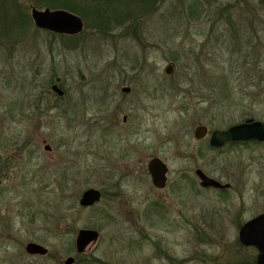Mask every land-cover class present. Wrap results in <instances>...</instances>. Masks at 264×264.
<instances>
[{
	"label": "rangeland",
	"instance_id": "rangeland-1",
	"mask_svg": "<svg viewBox=\"0 0 264 264\" xmlns=\"http://www.w3.org/2000/svg\"><path fill=\"white\" fill-rule=\"evenodd\" d=\"M92 1L18 0L0 24V264L253 261L239 230L264 213V142L205 150L194 132L264 121V0ZM32 7L77 11L84 29L39 30ZM198 168L231 187H202ZM89 188L102 198L85 208ZM86 228L100 236L78 254Z\"/></svg>",
	"mask_w": 264,
	"mask_h": 264
},
{
	"label": "water",
	"instance_id": "water-1",
	"mask_svg": "<svg viewBox=\"0 0 264 264\" xmlns=\"http://www.w3.org/2000/svg\"><path fill=\"white\" fill-rule=\"evenodd\" d=\"M32 18L38 28L47 29L55 33H66L74 35L83 30L82 19L67 10H39L32 9ZM170 73V70H167ZM52 89L58 95H64V91L55 84ZM124 92H129L130 88H123ZM207 133V127L198 126L195 131L197 139L203 138ZM256 140L258 142L264 141V121L254 120L252 118L246 121L233 125L225 130H214L210 137V145L212 147L221 148L229 142L250 141ZM46 150L50 146L46 145ZM148 171L151 175L152 183L155 187L163 189L167 185L169 167L159 157L152 158L148 163ZM196 175L201 181L203 187H228L229 184H222L218 180L209 177L201 169L196 170ZM1 183V181H0ZM102 193L99 189L89 188L83 192L80 205L83 207H90L100 201ZM240 240L244 245L254 246L258 249L259 255L257 264H264V213L257 215L251 220L247 221L240 229ZM100 233L95 229H81L76 237V248L78 253H83L87 247L99 239ZM25 250L30 255H46L48 249L39 243H27ZM74 257H68L65 264H73Z\"/></svg>",
	"mask_w": 264,
	"mask_h": 264
},
{
	"label": "flooded vegetation",
	"instance_id": "flooded-vegetation-1",
	"mask_svg": "<svg viewBox=\"0 0 264 264\" xmlns=\"http://www.w3.org/2000/svg\"><path fill=\"white\" fill-rule=\"evenodd\" d=\"M174 64V63H173ZM57 81H59L58 79H57ZM55 84H57L56 82L54 83V84H52V87L55 85ZM57 85H59V84H57ZM49 93L51 94H53V93H55L56 94V97L57 98H60V99H62L63 98V96L64 95H62V96H60V95H58V93H56L52 88L50 89V91H49ZM47 100V99H46ZM125 120V119H124ZM243 122V121H242ZM239 123H241V122H238V123H235V124H233V125H236V124H239ZM233 125H231V126H233ZM199 126H205V125H199ZM198 127V126H197ZM197 127H196V129H197ZM205 127H207V126H205ZM230 127V126H229ZM229 127H227V128H229ZM227 128H225V129H227ZM196 129H195V131H196ZM215 130H218V129H215ZM222 130H224V129H222ZM214 130H212L210 133H209V128L207 127V133H206V135L203 137V138H201V139H205L206 137H209L208 138V146L205 148V150H207V149H211V150H214V151H218V150H222V149H224L225 147H227V146H230L231 144H239V143H241V142H236V143H228V144H226L224 147H222V148H214V147H211L210 146V137H211V134H212V132H213ZM195 133V132H194ZM194 137H195V134H194ZM195 139H197L196 137H195ZM201 139H198V140H201ZM254 142V141H253ZM50 146V145H49ZM51 150V147L49 148V150L48 151H50ZM2 164V162H1V160H0V165ZM216 180H218V179H216ZM0 181H1V183H0V185L2 184V180H1V178H0ZM219 182H220V180H218ZM231 187V184L229 183V187H227V188H224V189H228V188H230ZM219 190H223V189H219ZM254 218V217H253ZM252 219V218H251ZM250 219V220H251ZM249 221V220H248ZM247 222V221H246ZM245 222V223H246ZM245 223H243L242 225H244ZM241 225V226H242ZM241 228V227H240ZM240 244L242 245V247H245V248H255V247H252V246H247V245H243L241 242H240ZM164 251V250H163ZM159 252V251H158ZM241 253V252H240ZM39 256H46V255H39ZM167 256V258H169V259H171V257H172V254L169 252V254L168 255H166ZM226 257H227V255L226 254H221L219 257H217L216 258V260H218V263L219 264H257V261H256V258L254 257V258H252L253 259V261L252 260H247V261H245V260H230V259H226ZM75 258V257H74ZM157 258H159V255L157 256ZM75 260H76V258H75Z\"/></svg>",
	"mask_w": 264,
	"mask_h": 264
},
{
	"label": "trees",
	"instance_id": "trees-1",
	"mask_svg": "<svg viewBox=\"0 0 264 264\" xmlns=\"http://www.w3.org/2000/svg\"><path fill=\"white\" fill-rule=\"evenodd\" d=\"M33 1H35V0H33ZM84 1H86L89 4H91V2L97 3L96 1H92V0H84ZM102 1L103 0H101L100 2H102ZM8 2H9V0H0V24H1L2 21L4 22V24H6V22L4 20H6L8 23L11 22L12 20L18 21L17 18L21 16V14H18V13L12 14L14 12L13 10H17L16 8L19 7L18 0H12V1H10L11 3H9L10 6H7V5L5 6V4L8 3ZM103 2L105 4H108L110 2V0H104ZM35 5H37V3ZM103 5L104 4H96V5H93V6H99L100 7V12H102ZM2 10H4V11H2ZM71 10H74V9L70 8V11ZM90 10H91V7H90ZM19 11H17V12H19ZM92 11H94V10H91V11H88V12H92ZM109 11H111V9ZM71 12H74V11H71ZM74 13L78 14L77 11L74 12ZM4 27H5V25H2V29H4Z\"/></svg>",
	"mask_w": 264,
	"mask_h": 264
}]
</instances>
